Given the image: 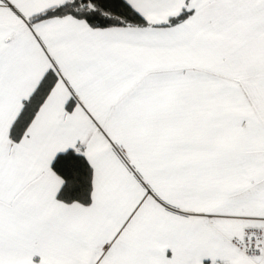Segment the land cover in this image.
<instances>
[{
  "label": "snow or ice",
  "instance_id": "6c2138e0",
  "mask_svg": "<svg viewBox=\"0 0 264 264\" xmlns=\"http://www.w3.org/2000/svg\"><path fill=\"white\" fill-rule=\"evenodd\" d=\"M0 264H264V0H0Z\"/></svg>",
  "mask_w": 264,
  "mask_h": 264
}]
</instances>
